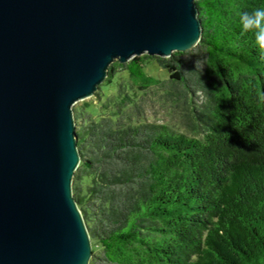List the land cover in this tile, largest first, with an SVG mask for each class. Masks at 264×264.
<instances>
[{"label":"trees","instance_id":"obj_1","mask_svg":"<svg viewBox=\"0 0 264 264\" xmlns=\"http://www.w3.org/2000/svg\"><path fill=\"white\" fill-rule=\"evenodd\" d=\"M197 5L194 47L114 61L105 108L74 107L89 264H264V51L239 23L264 0ZM154 58L168 78L146 70ZM154 89L181 105L183 130L146 118Z\"/></svg>","mask_w":264,"mask_h":264},{"label":"water","instance_id":"obj_2","mask_svg":"<svg viewBox=\"0 0 264 264\" xmlns=\"http://www.w3.org/2000/svg\"><path fill=\"white\" fill-rule=\"evenodd\" d=\"M202 32L197 0H0V264H89L74 103Z\"/></svg>","mask_w":264,"mask_h":264},{"label":"rangeland","instance_id":"obj_3","mask_svg":"<svg viewBox=\"0 0 264 264\" xmlns=\"http://www.w3.org/2000/svg\"><path fill=\"white\" fill-rule=\"evenodd\" d=\"M146 70L149 73L160 77L161 79H166L169 76L168 71L160 66L156 58L150 60ZM120 75L121 77L118 79V81L125 82L127 80V72H122ZM103 83H101L97 92L88 98L76 101L73 107L79 108L82 107L84 103L89 102L90 108L92 109L100 107L105 108L106 95L114 92L116 88L103 87ZM145 116L150 121L166 123L181 130L185 128L184 123L186 118L183 115V109L181 105H178L175 101H172L170 98H168L164 89H154L148 93Z\"/></svg>","mask_w":264,"mask_h":264},{"label":"clouds","instance_id":"obj_4","mask_svg":"<svg viewBox=\"0 0 264 264\" xmlns=\"http://www.w3.org/2000/svg\"><path fill=\"white\" fill-rule=\"evenodd\" d=\"M239 23L242 32H254L256 45L264 51V8L239 13Z\"/></svg>","mask_w":264,"mask_h":264}]
</instances>
